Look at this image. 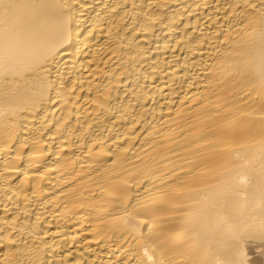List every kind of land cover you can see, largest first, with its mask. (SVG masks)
Returning <instances> with one entry per match:
<instances>
[{
    "label": "bare ground",
    "instance_id": "obj_1",
    "mask_svg": "<svg viewBox=\"0 0 264 264\" xmlns=\"http://www.w3.org/2000/svg\"><path fill=\"white\" fill-rule=\"evenodd\" d=\"M0 264H264V0H0Z\"/></svg>",
    "mask_w": 264,
    "mask_h": 264
}]
</instances>
